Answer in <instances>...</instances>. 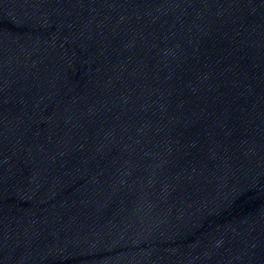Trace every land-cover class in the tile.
<instances>
[{
  "label": "water",
  "instance_id": "1",
  "mask_svg": "<svg viewBox=\"0 0 264 264\" xmlns=\"http://www.w3.org/2000/svg\"><path fill=\"white\" fill-rule=\"evenodd\" d=\"M0 264H264V0H0Z\"/></svg>",
  "mask_w": 264,
  "mask_h": 264
}]
</instances>
